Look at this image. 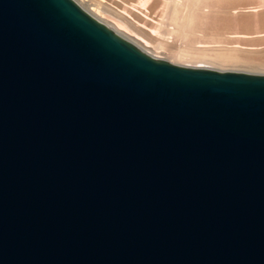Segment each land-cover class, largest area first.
<instances>
[{"label":"water","instance_id":"water-1","mask_svg":"<svg viewBox=\"0 0 264 264\" xmlns=\"http://www.w3.org/2000/svg\"><path fill=\"white\" fill-rule=\"evenodd\" d=\"M0 264H264V74L0 0Z\"/></svg>","mask_w":264,"mask_h":264},{"label":"rangeland","instance_id":"rangeland-1","mask_svg":"<svg viewBox=\"0 0 264 264\" xmlns=\"http://www.w3.org/2000/svg\"><path fill=\"white\" fill-rule=\"evenodd\" d=\"M74 1L108 26L123 22L158 59L264 74V65H249L264 64V0Z\"/></svg>","mask_w":264,"mask_h":264},{"label":"bare ground","instance_id":"bare-ground-1","mask_svg":"<svg viewBox=\"0 0 264 264\" xmlns=\"http://www.w3.org/2000/svg\"><path fill=\"white\" fill-rule=\"evenodd\" d=\"M83 8V7H82ZM84 9V8H83ZM84 10H86V9H84ZM86 12H88L87 10H86ZM89 12H91L92 13V15L89 13ZM88 13L91 15V16H93L95 13H94V11L93 10H91V11H89ZM99 13V12H98ZM95 17H97V15L95 14L94 15ZM93 16V17H94ZM94 17V18H95ZM102 17V16H101ZM95 19H97V18H95ZM98 20V19H97ZM99 21V20H98ZM101 22V21H100ZM103 23V22H102ZM109 23H111V25L112 26H108V25H106L107 27H109L111 30H113L117 35H119V36H121L122 38H124V39H126L127 41H129V42H131L132 44H134L135 46H137V45H143V42H141L139 39H137V38H135V37H133V36H131L130 34H128V28H127V26L123 23V22H120V21H113V22H109ZM104 24V23H103ZM128 35V36H127ZM241 36H243L244 37V35H241ZM248 36V35H247ZM245 39V38H244ZM138 47V46H137ZM145 47H146V45H145ZM139 48V47H138ZM140 50H142L143 52H145V53H147V54H149L147 51H145V50H143V49H141V48H139ZM150 55V54H149ZM152 56V55H151ZM152 57H154V56H152ZM155 58H157V57H155ZM221 64V63H220ZM249 65H264V64H259V63H255V62H253V63H249ZM183 66H189V65H183ZM192 67V66H191ZM194 67H198V68H209V67H207V66H202V65H196V66H194ZM264 68V67H263ZM247 73V72H246ZM252 74H254V73H252Z\"/></svg>","mask_w":264,"mask_h":264}]
</instances>
